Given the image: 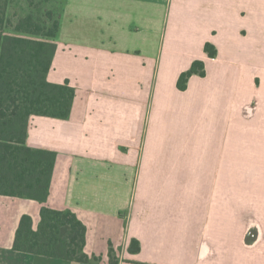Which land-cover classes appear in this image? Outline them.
Returning <instances> with one entry per match:
<instances>
[{"label": "crops", "instance_id": "0c3cea01", "mask_svg": "<svg viewBox=\"0 0 264 264\" xmlns=\"http://www.w3.org/2000/svg\"><path fill=\"white\" fill-rule=\"evenodd\" d=\"M60 7L48 81L76 96L68 120L30 119L28 145L57 153L50 195H0V264H85L13 249L44 206L86 225L89 264L110 246L119 264H264V0Z\"/></svg>", "mask_w": 264, "mask_h": 264}, {"label": "trees", "instance_id": "16d2710c", "mask_svg": "<svg viewBox=\"0 0 264 264\" xmlns=\"http://www.w3.org/2000/svg\"><path fill=\"white\" fill-rule=\"evenodd\" d=\"M56 1L28 0L24 4L0 0V195L41 204L50 195L57 153L28 145L30 119L41 116L68 120L76 96L69 81H48L60 32L61 7L56 8L58 12L53 10ZM46 8L51 9L45 14L37 11ZM204 50L210 58L217 56L211 43H206ZM205 74L204 62L195 61L180 75L178 89L185 91L192 76ZM86 240L87 227L75 213L44 206L37 230L31 216H22L13 249L78 263L100 262L102 258L86 253ZM140 249V243L132 240L130 253L137 254ZM108 256L110 264H119L112 246Z\"/></svg>", "mask_w": 264, "mask_h": 264}, {"label": "rangeland", "instance_id": "374dc122", "mask_svg": "<svg viewBox=\"0 0 264 264\" xmlns=\"http://www.w3.org/2000/svg\"><path fill=\"white\" fill-rule=\"evenodd\" d=\"M54 5L55 6H53V10L55 11V12H58L59 10L58 9H56V8H59L60 7V1L58 0V1H56V2H54ZM51 8H46V9H41V10H37L40 14H45L47 11H49ZM15 11L16 12H18V13H21V10L20 9H15ZM16 20L18 19V18H15ZM62 19V21H64V23H63V26H65L66 25V23H68V18H66V16H64L63 15V17L61 18ZM68 25V24H67Z\"/></svg>", "mask_w": 264, "mask_h": 264}]
</instances>
